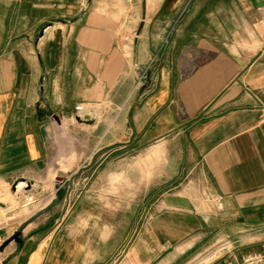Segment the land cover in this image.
Instances as JSON below:
<instances>
[{
    "label": "crops",
    "instance_id": "crops-1",
    "mask_svg": "<svg viewBox=\"0 0 264 264\" xmlns=\"http://www.w3.org/2000/svg\"><path fill=\"white\" fill-rule=\"evenodd\" d=\"M84 103L104 105L84 122ZM66 127L87 131L85 156L73 138L64 153ZM4 185L27 216L0 220L2 242L32 225L4 264H192L248 243L264 228V0H0Z\"/></svg>",
    "mask_w": 264,
    "mask_h": 264
},
{
    "label": "rangeland",
    "instance_id": "rangeland-1",
    "mask_svg": "<svg viewBox=\"0 0 264 264\" xmlns=\"http://www.w3.org/2000/svg\"><path fill=\"white\" fill-rule=\"evenodd\" d=\"M133 37H134L133 34L118 36L119 41L127 42V43L132 42V38ZM146 71L144 70L143 72H141V80H144L147 77V72ZM119 101L120 100L118 98L117 99H112L111 107L114 108V110L112 112L115 111V108L117 107ZM82 105H84V106L81 108V111L85 107L89 108L90 106H95L96 105V106H98L100 108L104 104L103 103H100V104H87V103H84ZM79 110H80V107H79ZM109 117L113 118V114L111 116H109ZM59 121H61L60 117H56L54 120H52V122L54 124L59 122ZM63 121H64V123L73 122L75 124L78 122L74 118H72V119H64ZM77 133H78V135H77ZM86 136H87V131L86 130H80L79 132H77L75 130H71L70 127H66V129L63 132V137H62L63 138V151H64V153L68 152L70 154V151H71V140L73 138V140L75 139V140H78V142H79L78 154L85 156L86 155V150H87L86 145H85ZM50 151L51 152L49 153V167H54V165H55V162H54V148L51 147ZM61 168L63 170H66L67 168H69V166L61 165ZM54 174L55 173H54L53 169H50L48 171V181H49L50 191H49L48 194H46L41 199V203H40L39 206H42L45 201H47L51 197L53 198L55 196L54 184H55V182L57 181V179L59 177L55 176ZM10 190H11L10 186H8V185L0 186V200L6 202L8 204V206L5 209H2L1 212H0V220H1L2 224L11 222L13 220H18V221L19 220H23L27 216V213H26L24 208L22 210L20 209V211H19V209H18L19 208V203L14 200L13 196L10 194ZM59 202L60 201H58L56 204L52 205L50 208H52L54 210L55 206H57V204ZM63 211H65V208L63 209ZM8 216H14V217L13 218H10V217L7 218ZM27 223H29V220L26 221V224L24 226L25 228H23L24 231L29 230V228H31V226H32V225H28ZM143 229L145 230V226H144ZM145 239H147L148 241L144 244V248L147 247L149 249L152 246L153 243L151 241H149L150 238H149L148 233H146L144 235V240ZM263 239H264V228H256L254 236L251 239H249L248 243H243L242 245H239V247H238L239 249L232 248V243L230 244L227 240H223V241L219 240L217 243L212 244V246L207 251H205L192 264H208V263H211V262H213L212 264H218L219 262H221V261H223L225 259L239 258L240 255L242 253H244L245 251L258 250L260 244L258 245L257 243L261 242L260 240H263ZM130 244H131V240H130V242H128L127 246L129 247ZM153 245L156 246V244H153ZM163 254H161V255H163ZM0 257H3V255H0ZM127 259H128V256H127ZM160 260H161L160 257L153 258L151 260L150 259L149 260L148 259H143L142 260V262H143L142 264H158ZM129 263L130 262L128 260V264Z\"/></svg>",
    "mask_w": 264,
    "mask_h": 264
},
{
    "label": "water",
    "instance_id": "water-1",
    "mask_svg": "<svg viewBox=\"0 0 264 264\" xmlns=\"http://www.w3.org/2000/svg\"><path fill=\"white\" fill-rule=\"evenodd\" d=\"M41 32H43V30H41ZM77 120H79L80 118L77 116L76 117ZM84 122H89L91 121L90 115L89 114H85V117L83 118ZM58 182H61V178L57 179ZM24 179H19L16 182L12 183L11 188L12 190H15L17 187V184L19 183H23ZM27 185V184H26ZM66 187L63 184H56V189H55V196L51 199V201L47 204L46 207H51L52 205L56 204L58 201H60L65 193ZM25 224H22L21 226H19V228H17V230L4 242H2V244L0 245V251L3 249V247L8 244L10 241H15L17 244V249H20L23 242H24V238L22 237V229L24 228Z\"/></svg>",
    "mask_w": 264,
    "mask_h": 264
},
{
    "label": "built area",
    "instance_id": "built-area-1",
    "mask_svg": "<svg viewBox=\"0 0 264 264\" xmlns=\"http://www.w3.org/2000/svg\"><path fill=\"white\" fill-rule=\"evenodd\" d=\"M2 240L0 238V245ZM0 264H4L3 259L0 258ZM218 264H264V243L258 250L245 251L239 258L225 259Z\"/></svg>",
    "mask_w": 264,
    "mask_h": 264
},
{
    "label": "bare ground",
    "instance_id": "bare-ground-1",
    "mask_svg": "<svg viewBox=\"0 0 264 264\" xmlns=\"http://www.w3.org/2000/svg\"><path fill=\"white\" fill-rule=\"evenodd\" d=\"M85 114H89V108L85 107V108L82 109L81 114L79 115L80 116L79 120L83 121V118L85 117ZM23 185H24V183L17 184L16 189L19 190Z\"/></svg>",
    "mask_w": 264,
    "mask_h": 264
}]
</instances>
